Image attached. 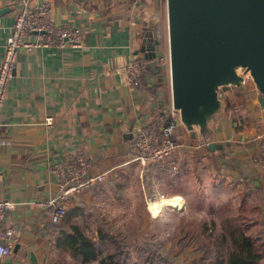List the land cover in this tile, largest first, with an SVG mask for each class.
Wrapping results in <instances>:
<instances>
[{
	"label": "crops",
	"instance_id": "crops-1",
	"mask_svg": "<svg viewBox=\"0 0 264 264\" xmlns=\"http://www.w3.org/2000/svg\"><path fill=\"white\" fill-rule=\"evenodd\" d=\"M48 1L55 21L83 25L84 40L76 48L52 46L18 53L1 109L0 197L10 204L1 227H11L13 234L6 239L11 252L0 258V264H55L56 232L50 228L44 203L56 193L49 168L53 161L80 152L91 171L106 172L105 181L66 201V210L78 208L79 216L91 213L98 209L96 201L106 197L101 185L142 165L132 147L135 134L143 126L165 122L173 107L168 65L159 63L162 79L148 65L166 52L162 36V27L167 34L166 0H71L86 16L71 10L69 0ZM13 14L11 1L0 0V59ZM143 31L153 34L152 59L139 51ZM132 58L143 66L139 86L127 80L126 64ZM228 85L229 90L217 87L220 105L204 114L202 124L195 123L191 131L183 123L177 126L176 151L163 162L144 165L160 182L165 168L177 166L170 182L182 187L169 197L183 201L181 212L187 197L197 193L204 205L213 199L229 202L234 212L249 211V231L264 239V178L252 163L264 141V94L248 76ZM49 116L51 124L46 125ZM209 142H214L213 149ZM200 211L210 212L203 206ZM195 253L176 249L169 260L191 264ZM195 257L201 259L198 264H211L198 252Z\"/></svg>",
	"mask_w": 264,
	"mask_h": 264
},
{
	"label": "water",
	"instance_id": "water-1",
	"mask_svg": "<svg viewBox=\"0 0 264 264\" xmlns=\"http://www.w3.org/2000/svg\"><path fill=\"white\" fill-rule=\"evenodd\" d=\"M69 2L71 10L87 15ZM166 16L172 106L187 129L202 124L204 114L220 105L219 85L243 79L237 65L249 71L264 94V0H166ZM142 35L139 51L152 59L153 34Z\"/></svg>",
	"mask_w": 264,
	"mask_h": 264
},
{
	"label": "built area",
	"instance_id": "built-area-1",
	"mask_svg": "<svg viewBox=\"0 0 264 264\" xmlns=\"http://www.w3.org/2000/svg\"><path fill=\"white\" fill-rule=\"evenodd\" d=\"M10 1L14 6L13 21L0 59V121L8 82L13 75L19 51L30 52L52 46L58 49L81 47L85 31L82 24L55 21L48 0ZM157 60L159 63L166 62L169 67L168 47L167 52L157 55ZM126 72L127 80L132 86L142 84L143 66L138 59L132 58L126 64ZM44 123L50 125L51 117H46ZM182 123L179 111L172 107L169 117L162 124L140 128L133 137L132 147L142 165L148 161L163 162L176 151L178 143L174 134L177 126ZM252 163L264 178V141L260 143L259 152L252 158ZM49 168L56 183V193L44 202L47 207L48 223L51 225L60 224L64 220L67 211L66 201L69 198L92 189L107 177L106 172L91 171L87 157L80 152L66 153L53 161ZM171 168L177 170L176 165H172ZM9 205V202L0 197V258L11 252V243L6 239L13 234V229L1 227Z\"/></svg>",
	"mask_w": 264,
	"mask_h": 264
},
{
	"label": "rangeland",
	"instance_id": "rangeland-1",
	"mask_svg": "<svg viewBox=\"0 0 264 264\" xmlns=\"http://www.w3.org/2000/svg\"><path fill=\"white\" fill-rule=\"evenodd\" d=\"M164 33L165 30L162 27V36L166 41L165 51L167 52L168 37L167 34L165 37ZM148 65L152 66L159 79H162L163 66L159 64L157 57L155 60H151ZM236 70L242 77L248 75L247 72H244L245 67L239 66ZM230 86H227V84L219 85V87L226 88V90H229ZM146 169L145 165H140L138 168L135 167L133 170L118 173L115 178L108 179L105 185H101L103 188L101 190L106 197L97 200L98 204H95L98 208L96 211L106 217L111 229L126 237L131 249L132 264H148L145 257L149 251H151L153 259H156L157 255L154 254V249L168 257V262L161 264H172L169 256L173 255L176 249H182V251L191 249L196 253L198 252L202 257L206 255L207 258H210L211 264H222L221 255L225 244L221 242L217 213L218 206L221 204L213 199L212 203H207L206 206L200 202L197 193L192 198L187 197L188 205L184 210L182 209V212L181 209L178 210L165 204L162 205L156 215L151 214L147 209L149 199L159 200L160 203V199L163 197L179 193L177 192L179 191L177 186L182 187V185H174L170 182L175 176V171L172 169H164L161 182L156 178L157 173H154L155 171L151 173L149 169H147L149 172ZM143 171L148 174L145 182ZM145 196L150 198H145ZM177 197L179 198V196ZM180 201L183 204L181 199ZM230 205L233 207L232 204ZM200 206H203V209L207 208L210 212H201ZM96 214L95 211L91 213L85 211L83 215L74 219L82 225L85 233L91 237L95 236L98 224ZM152 216L156 217L153 218ZM189 244H193L192 247L187 246ZM196 253L192 256L191 264H198L201 261L200 257H195ZM61 260L64 264L76 263L68 256ZM90 264H93V262ZM181 264L189 263L183 261ZM201 264L204 263L201 262Z\"/></svg>",
	"mask_w": 264,
	"mask_h": 264
},
{
	"label": "trees",
	"instance_id": "trees-1",
	"mask_svg": "<svg viewBox=\"0 0 264 264\" xmlns=\"http://www.w3.org/2000/svg\"><path fill=\"white\" fill-rule=\"evenodd\" d=\"M143 172L145 182L148 174ZM90 210L97 213L98 224L94 237L87 235L82 225L74 221L79 216L78 208L67 210L60 224L50 225L56 232L58 257L55 264H64L61 259L66 256L76 261L71 264H90L93 261L98 264H132L131 249L126 237L112 230L96 210ZM248 212L246 208L234 212L229 203L218 206L220 237L225 244L221 255L222 264H264V239L249 231L252 220L247 216ZM153 252L157 255L156 259H153L149 251L145 257L148 264L168 262V258L161 252L156 249Z\"/></svg>",
	"mask_w": 264,
	"mask_h": 264
},
{
	"label": "bare ground",
	"instance_id": "bare-ground-1",
	"mask_svg": "<svg viewBox=\"0 0 264 264\" xmlns=\"http://www.w3.org/2000/svg\"><path fill=\"white\" fill-rule=\"evenodd\" d=\"M239 66H235V68H238ZM237 71V70H236ZM246 74H250L249 71H247ZM148 204V210L151 214L156 215L159 211L160 208L162 207V205L168 204L171 205L172 207H174L175 209H180L181 208V204L180 201L177 198H171V197H163L162 199H160V203L159 200H149L147 202Z\"/></svg>",
	"mask_w": 264,
	"mask_h": 264
}]
</instances>
